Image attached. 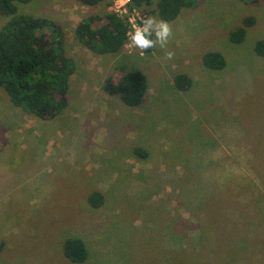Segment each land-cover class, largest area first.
I'll list each match as a JSON object with an SVG mask.
<instances>
[{
    "label": "rangeland",
    "instance_id": "obj_1",
    "mask_svg": "<svg viewBox=\"0 0 264 264\" xmlns=\"http://www.w3.org/2000/svg\"><path fill=\"white\" fill-rule=\"evenodd\" d=\"M157 3L147 17L162 19ZM17 9L60 24L75 71L69 104L52 119L0 86V264H264V56L255 50L264 0H199L168 21L167 48L144 55L129 43L99 54L78 39V25L112 3ZM247 17L254 24L232 42ZM9 19L0 14V29ZM210 51L223 54V69L204 64ZM131 71L149 85L135 107L119 94ZM181 73L192 79L186 90L174 84ZM95 191L100 207L89 202ZM73 237L87 247L84 262L64 255Z\"/></svg>",
    "mask_w": 264,
    "mask_h": 264
},
{
    "label": "trees",
    "instance_id": "obj_2",
    "mask_svg": "<svg viewBox=\"0 0 264 264\" xmlns=\"http://www.w3.org/2000/svg\"><path fill=\"white\" fill-rule=\"evenodd\" d=\"M30 1L0 0V14L10 17L0 29V86L16 106L39 118L52 119L69 104L70 79L75 65L66 53L60 24L47 17L17 13V3ZM76 1L88 6L113 3V0ZM197 2L199 0H158L157 10L162 19L172 21L184 8ZM152 4L153 0H132L133 6L143 10ZM253 24V17L245 18L243 24L231 32V41L241 43L247 28ZM129 28L128 20L112 11L104 17L89 16L78 25L76 35L96 53H115L127 43ZM255 50L264 56V39L256 42ZM203 61L211 69H223L227 64L223 54L217 51L207 52ZM174 84L177 89L186 90L192 85V79L187 74H177ZM148 87L144 73L127 72L119 83L120 99L125 105L139 106ZM135 152L145 154L140 148ZM103 201L99 191L89 196L93 207H100ZM3 245L0 241V251ZM64 255L73 262H84L88 250L81 238L73 237L65 241Z\"/></svg>",
    "mask_w": 264,
    "mask_h": 264
},
{
    "label": "clouds",
    "instance_id": "obj_3",
    "mask_svg": "<svg viewBox=\"0 0 264 264\" xmlns=\"http://www.w3.org/2000/svg\"><path fill=\"white\" fill-rule=\"evenodd\" d=\"M172 35L173 28L170 22L155 16H148L133 26L128 40L133 49L139 50L140 54L144 55L148 49L155 48L157 45L167 48ZM174 57V50L165 51V59L172 60Z\"/></svg>",
    "mask_w": 264,
    "mask_h": 264
},
{
    "label": "built area",
    "instance_id": "obj_4",
    "mask_svg": "<svg viewBox=\"0 0 264 264\" xmlns=\"http://www.w3.org/2000/svg\"><path fill=\"white\" fill-rule=\"evenodd\" d=\"M112 10L119 16H122L128 20L130 27L128 35L133 26L139 24L144 18L147 17V14L144 12V10L132 5V0H113ZM127 43H129V40H127Z\"/></svg>",
    "mask_w": 264,
    "mask_h": 264
}]
</instances>
